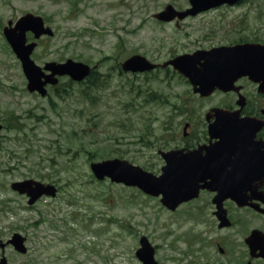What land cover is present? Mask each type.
<instances>
[{"label": "rangeland", "instance_id": "obj_1", "mask_svg": "<svg viewBox=\"0 0 264 264\" xmlns=\"http://www.w3.org/2000/svg\"><path fill=\"white\" fill-rule=\"evenodd\" d=\"M167 4L190 6L189 0H0V121L5 125L0 234L7 239L19 232L28 248L26 253L0 248L8 264H141L136 251L142 235L155 246L161 264H206L207 256L222 261L215 246L199 251L206 228L191 205L173 212L160 196L99 180L90 167L120 157L159 174L158 149L173 146L170 139L187 119L200 129L211 107L236 105L229 92L194 93L172 65L132 73L121 63L136 53L164 63L239 36L264 41V0L224 5L178 22L157 19ZM27 12L42 15L55 31L38 40L35 62L89 63L98 67L92 83L64 76L57 89L49 87L50 96L28 90L21 62L3 33L9 20ZM27 36L34 39L31 32ZM238 83L255 94L249 79ZM25 178L55 182L59 193L30 204L11 187ZM233 230L216 226L210 235L229 233L240 240Z\"/></svg>", "mask_w": 264, "mask_h": 264}, {"label": "water", "instance_id": "obj_2", "mask_svg": "<svg viewBox=\"0 0 264 264\" xmlns=\"http://www.w3.org/2000/svg\"><path fill=\"white\" fill-rule=\"evenodd\" d=\"M237 1L239 0H190L192 8L179 13L180 17H184L189 13L194 14L199 10ZM173 12L169 6L158 16L170 20L174 17ZM28 31H32L35 38L53 35L54 31L50 26H46L41 15L31 12L22 15L15 24L10 20L4 27L7 40L22 62L29 91H39L46 95V84H56L58 75L69 74L73 79L81 80L89 74L88 64L71 58L64 62L48 61L43 67L37 64L31 56L37 42H27ZM170 63L188 76L194 85V91L202 95H209L216 87L224 90L234 88V81L242 75H248L253 81L260 82L259 89L264 91V44L247 43L234 47L221 46L211 50H199L194 54L180 55L170 60ZM147 66L151 67L141 55L131 56L123 63L124 69L134 71L143 70ZM46 70L50 72L47 73ZM239 103L242 105L243 102L239 100ZM214 111L216 120L210 124V132L219 140L207 147L206 154L200 149L187 153L182 150L164 152L166 164L160 175L119 158L93 162L91 167L99 179L109 176L112 181L139 186L149 194H162V202L170 209H175L184 200L196 197L200 188L205 187L218 191L215 202L219 205L228 197L242 205L246 201L245 188L232 182L236 181L240 173L247 175L264 167V151L254 146V152L253 148L247 145L248 137L258 130L259 121L248 117L240 120V109L230 112L215 108ZM210 117L209 113L208 118ZM1 127L0 124V129ZM229 164L232 165L231 169L227 168ZM201 181L204 183L201 184ZM13 188L26 192L30 196L29 203L35 202L43 194L56 193L53 184L34 179L14 182ZM219 217L220 226L229 223L224 214H219ZM24 240L25 237L15 233L9 242L24 252ZM248 240L252 250L260 249L264 256V234L254 230ZM1 245L5 246V243ZM137 255L143 261L142 264H160L155 259V248L146 236L141 237V247L137 250ZM0 264H7V260L2 258Z\"/></svg>", "mask_w": 264, "mask_h": 264}, {"label": "flooded vegetation", "instance_id": "obj_3", "mask_svg": "<svg viewBox=\"0 0 264 264\" xmlns=\"http://www.w3.org/2000/svg\"><path fill=\"white\" fill-rule=\"evenodd\" d=\"M200 13L201 12L195 15ZM238 31L239 30L236 31L237 34H239ZM255 39L256 38L246 39L242 36H239L234 39L230 38L226 43H224V45L259 42ZM260 42L264 43V41ZM243 78L248 79V77ZM254 84L256 85V91L254 95L248 94L245 91L244 85L241 84L242 93L246 96V100L242 103L241 107H239L237 102L238 92L235 91H231L229 93H232L233 97H237L236 105H223L215 107H223L230 110H235L239 107L240 116H242L240 117V120H243L244 117L247 116L257 119L259 121L258 130L255 131L253 135L248 137L247 145L250 148H253L254 146L260 147L262 151H264V92H259L258 85L256 83ZM214 120L215 117L207 119L205 124L201 122L200 129H197V124H195L193 120L187 119L184 122L182 132L177 134L175 139H170L174 142L173 146L167 147V149H183L186 152L201 147L202 153L205 154L206 146L212 145L218 141V138H212V135L208 130L209 123H212ZM162 149L163 148L158 149V152H160ZM253 150L255 152L256 149L253 148ZM160 160V165L162 166L164 163L163 157L160 156ZM262 162L264 164V158L262 159ZM227 168L231 169L232 165L229 164ZM209 180L210 178H208V181ZM201 183H204V181H201ZM232 183H238L240 187L247 189L246 195L248 203H246V205L239 206L231 198H226L222 202V207L225 208L229 218L228 226L223 228L219 227V218L217 212L218 203L215 202V196L217 192L209 188H202L198 193V197L183 202L174 210V212L178 211L182 205H191V208L203 218L206 229L204 230V234L200 236L199 243L200 245H204V247L199 251L202 253L203 249L207 245L210 247L215 246L216 251L222 256V261L220 262L216 259H211V257L209 258L207 254H205L203 256L204 258L207 256L206 264H264V256L261 254L260 249L252 251L247 242V239L255 229L264 232V211H260L254 207L258 206L257 204H259L261 208H264V167H262L259 171L251 172L247 175L240 173L236 181ZM23 196L27 197L25 194H23ZM185 214L189 213L185 212ZM191 215L195 216L193 211ZM216 226L219 230L234 229L233 231L236 232V234L241 237V239H234L229 233L223 235L216 234V236L212 237L210 233L212 232V229H215ZM1 236L2 235L0 234V238ZM7 246H10V244ZM7 246L3 248L0 245V248H3L2 250L4 251Z\"/></svg>", "mask_w": 264, "mask_h": 264}, {"label": "trees", "instance_id": "obj_4", "mask_svg": "<svg viewBox=\"0 0 264 264\" xmlns=\"http://www.w3.org/2000/svg\"><path fill=\"white\" fill-rule=\"evenodd\" d=\"M64 91H65V92H67L68 90H67V89H65Z\"/></svg>", "mask_w": 264, "mask_h": 264}]
</instances>
